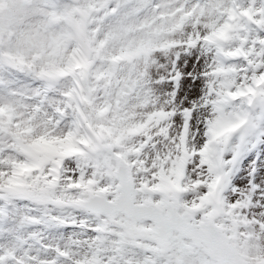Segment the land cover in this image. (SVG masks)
Instances as JSON below:
<instances>
[{
	"label": "snow or ice",
	"instance_id": "snow-or-ice-1",
	"mask_svg": "<svg viewBox=\"0 0 264 264\" xmlns=\"http://www.w3.org/2000/svg\"><path fill=\"white\" fill-rule=\"evenodd\" d=\"M0 264H264V0H0Z\"/></svg>",
	"mask_w": 264,
	"mask_h": 264
}]
</instances>
